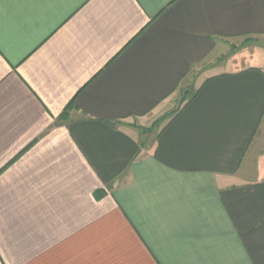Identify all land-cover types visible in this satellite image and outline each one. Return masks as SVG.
<instances>
[{"label":"crops","instance_id":"0c3cea01","mask_svg":"<svg viewBox=\"0 0 264 264\" xmlns=\"http://www.w3.org/2000/svg\"><path fill=\"white\" fill-rule=\"evenodd\" d=\"M250 40L264 0H0V264H264Z\"/></svg>","mask_w":264,"mask_h":264},{"label":"rangeland","instance_id":"374dc122","mask_svg":"<svg viewBox=\"0 0 264 264\" xmlns=\"http://www.w3.org/2000/svg\"><path fill=\"white\" fill-rule=\"evenodd\" d=\"M252 48L264 49V44L257 41V40H250V41H247L245 43H242L241 46L236 47L235 49L239 51L238 53H240V52L247 53V52H252L251 51ZM240 57H238V60H234V61L238 62V65L236 66L237 69L241 67V62H239L241 59ZM236 67L232 68V70L236 69ZM200 83H201L200 79L198 80L195 75H192L190 77V79H188V82L184 88L186 91L182 95L181 101L177 104L176 109L172 113V115L175 114V112H177L185 104V102L188 101V99L194 94V92H196ZM183 102H184V104H183ZM170 118H171V116H169L165 121L169 120Z\"/></svg>","mask_w":264,"mask_h":264},{"label":"trees","instance_id":"16d2710c","mask_svg":"<svg viewBox=\"0 0 264 264\" xmlns=\"http://www.w3.org/2000/svg\"><path fill=\"white\" fill-rule=\"evenodd\" d=\"M195 96H196V93L193 94V95L188 99V101L193 100V98H195ZM188 101H187V102H188ZM187 102H185V104H187ZM183 104H184V102H183Z\"/></svg>","mask_w":264,"mask_h":264}]
</instances>
